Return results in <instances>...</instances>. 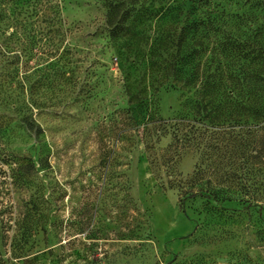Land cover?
Here are the masks:
<instances>
[{
  "label": "rangeland",
  "instance_id": "rangeland-1",
  "mask_svg": "<svg viewBox=\"0 0 264 264\" xmlns=\"http://www.w3.org/2000/svg\"><path fill=\"white\" fill-rule=\"evenodd\" d=\"M244 2L217 4L242 17ZM120 3V18L129 10L139 18L136 31L114 41L120 19L109 20V6ZM163 7L160 0H0V152L33 161L39 174L31 193L6 197L14 209L0 216L11 221L0 264H264V210L183 202L200 157L189 152L169 163L170 139L150 151L158 139L131 128L182 112L180 94L149 91ZM38 189L42 223L26 245V206Z\"/></svg>",
  "mask_w": 264,
  "mask_h": 264
},
{
  "label": "trees",
  "instance_id": "trees-1",
  "mask_svg": "<svg viewBox=\"0 0 264 264\" xmlns=\"http://www.w3.org/2000/svg\"><path fill=\"white\" fill-rule=\"evenodd\" d=\"M160 1L167 5L156 15L164 35L154 40V54L147 62L151 69L146 73L153 81L149 91L153 96L163 90L180 94L182 112L176 119L149 120L131 128L149 141L158 139L150 151L162 139H170L164 151L169 163L189 152L200 157L183 202L201 198L226 210L227 205L240 204L246 210L263 211L259 187L264 186V0H242L249 7L242 17L221 13L218 0H183L185 5L177 0ZM124 5L109 6V20L120 19L112 32L114 41L121 33L126 38L137 30L135 10L120 18ZM234 21L236 25H229ZM164 26L169 28L167 33ZM146 102L143 98L140 106L144 108ZM4 128L0 120V134ZM38 179L33 161L0 152V216L14 209L6 202L10 193H31L38 188ZM41 199L38 189L26 206L27 210L32 207L24 219L26 245L42 223ZM10 222H0V241L8 239L2 231Z\"/></svg>",
  "mask_w": 264,
  "mask_h": 264
}]
</instances>
